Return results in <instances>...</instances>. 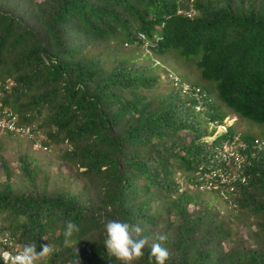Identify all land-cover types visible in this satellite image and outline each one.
<instances>
[{
	"label": "trees",
	"instance_id": "16d2710c",
	"mask_svg": "<svg viewBox=\"0 0 264 264\" xmlns=\"http://www.w3.org/2000/svg\"><path fill=\"white\" fill-rule=\"evenodd\" d=\"M144 39L159 60L171 53L194 65L203 83L181 81L203 88L206 112L176 85L158 90L165 78L148 53L135 57ZM212 90L264 123V0H0V102L46 148L64 145L58 156L74 169L57 184L20 155L12 181L0 158V237L13 252L49 243L42 264H120L103 244L105 223L117 219L139 224L149 243L166 234L169 264H264V175L249 166L226 199L197 189L225 168L214 158L224 137L205 126L222 117ZM67 221L79 228L72 247ZM144 251L136 264H152Z\"/></svg>",
	"mask_w": 264,
	"mask_h": 264
},
{
	"label": "clouds",
	"instance_id": "9594fccd",
	"mask_svg": "<svg viewBox=\"0 0 264 264\" xmlns=\"http://www.w3.org/2000/svg\"><path fill=\"white\" fill-rule=\"evenodd\" d=\"M186 11H189L190 14L192 13L191 9L185 10L184 12L183 9H179L175 13L185 14ZM185 16L187 15L185 14ZM142 46L145 48H142V52L148 53L149 57L152 59L153 63L151 65L161 66L160 70L162 73L159 74L160 77L165 78V81L169 86L176 85L180 88V90L185 91L184 93L189 95L190 98L192 97L195 100L194 104L192 105L193 109L206 112V106L203 104L202 99L205 94L203 93V88L200 86L201 84L193 85L191 87L189 82L183 83L181 81V75L170 70L155 56L156 54L152 51V45L150 42L144 39L139 47ZM210 93V98L212 101H215L214 90H212ZM226 108L224 109L225 111H220L221 109L215 104L212 110L216 111L217 113L221 112V119L218 120L217 118L211 119L207 117L205 123V126H207L208 130L212 132L209 138L224 137L216 144L217 148L214 158L215 160H220L225 163V168L218 167L211 169L205 175V184L199 185V187H197L198 190L207 189L215 191L217 196L219 195L218 197L223 199H226L227 197L225 192L230 193L234 190L233 182L235 180H238L240 183H245L246 180L245 176H243V172L249 166L255 169L256 174L259 173L264 175V134L255 135V133L247 134L245 132H241L239 128L234 126V123L236 122V116H240L231 111L229 108ZM212 110H208V112H211ZM4 133L5 132H0V134ZM9 136L12 138L17 137L11 136L10 134ZM28 142L30 143V141ZM218 171L229 173L234 176V179L229 183H221L217 176H212L213 172ZM224 185H226V188L223 189ZM183 187L184 186L182 185L179 186L177 192H180ZM104 229L105 239L103 244L107 249V254L109 257H114L116 261L120 262V264H136V262L142 260L145 257L144 250L146 246L149 247L148 256L152 264H169L170 253L169 250L163 246V242L168 239L166 234H154L152 238L153 242L149 243V238L142 235L143 228L139 224H132L130 222L117 219L107 220L104 225ZM78 231L79 228L74 222L67 221L65 223L62 235L64 237L63 244L66 247L73 246V236L74 233ZM4 236L10 239L7 234H3L0 239H2ZM76 243L77 242H75V245ZM11 245L6 249L11 251ZM36 247V242L23 245V247L19 249L20 251L17 253V255L13 258V264H42L44 259L46 257H50L55 251L53 246L49 243L41 245L42 250L39 252L36 250Z\"/></svg>",
	"mask_w": 264,
	"mask_h": 264
},
{
	"label": "rangeland",
	"instance_id": "374dc122",
	"mask_svg": "<svg viewBox=\"0 0 264 264\" xmlns=\"http://www.w3.org/2000/svg\"><path fill=\"white\" fill-rule=\"evenodd\" d=\"M123 47L126 50H129L130 48V46H123ZM142 48H144V46L142 47L138 46L135 57H139L143 55L144 52H142L143 51ZM160 60L170 70L181 75L182 77H185L189 80H193V77H196V71L192 63L190 62L184 63L171 53H167L164 56V58L163 59L161 58ZM147 63L148 60L146 62L145 58L135 60V64H147ZM160 69L161 66L158 65L157 67H155L153 73H155L156 75L162 73ZM195 80H196L195 83L197 84L203 83V81H201L198 78V74ZM157 84H158V90L160 91L165 90L169 86L168 83L162 79H160L157 82ZM214 98L215 101L213 102L218 106V108L221 109L220 111H225L224 109L226 107L218 100L215 91H214ZM234 126L239 128L241 132H245L247 134L248 133H255V135L264 134V124H257L248 119L240 118L238 116H236V122L234 123ZM64 148H65L64 145H59V146H54L53 148L50 149L48 148L46 150L34 149L31 147L30 143L24 138L21 137L12 138L10 136L0 134V158L4 159V162L6 163V168L9 170L10 179L12 181L17 180L19 176H22L18 167V160H17L18 156L26 155V157L30 159L31 164H33L31 167H34L36 170H40V173L38 174H41L43 172L45 175L49 176L50 182L53 180L57 184H62L63 179H65L66 177H68V175L74 172L72 166H69L71 164L67 162L63 163V161L58 156L60 153L59 151ZM67 166H69L70 169H67ZM5 170L6 169H4L3 166L1 165V160H0V182H2L4 179ZM69 183L70 184L67 185H69L72 190H76L75 185L72 184L71 182ZM214 203L216 206H219V208L221 209H223V207L225 206L219 200V198Z\"/></svg>",
	"mask_w": 264,
	"mask_h": 264
},
{
	"label": "built area",
	"instance_id": "2783aa9c",
	"mask_svg": "<svg viewBox=\"0 0 264 264\" xmlns=\"http://www.w3.org/2000/svg\"><path fill=\"white\" fill-rule=\"evenodd\" d=\"M187 16L190 15L189 11H186ZM1 96V95H0ZM0 132H5L11 136H17L30 141L32 148L45 150L46 147L41 144L42 134L39 129L33 123H21L18 116L12 110L4 107L0 102ZM212 176H217L221 183H229L234 179V176L229 173L221 171L213 172ZM2 244L8 246L11 245V241L8 237L4 236L1 239ZM20 250L3 249L0 251V258L2 264H13V258Z\"/></svg>",
	"mask_w": 264,
	"mask_h": 264
}]
</instances>
